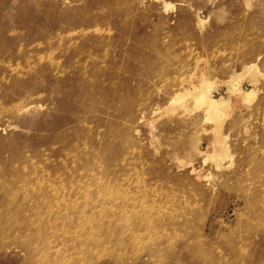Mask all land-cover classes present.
<instances>
[{"label": "rangeland", "instance_id": "rangeland-1", "mask_svg": "<svg viewBox=\"0 0 264 264\" xmlns=\"http://www.w3.org/2000/svg\"><path fill=\"white\" fill-rule=\"evenodd\" d=\"M68 1L0 0V264H264V0Z\"/></svg>", "mask_w": 264, "mask_h": 264}, {"label": "bare ground", "instance_id": "bare-ground-1", "mask_svg": "<svg viewBox=\"0 0 264 264\" xmlns=\"http://www.w3.org/2000/svg\"><path fill=\"white\" fill-rule=\"evenodd\" d=\"M61 1V0H60ZM66 1H68V0H66ZM138 1V0H137ZM63 2V1H62ZM69 2V4H70V1H68ZM140 2V1H139ZM138 2V3H139ZM57 3V2H56ZM77 3V2H76ZM145 3V2H144ZM69 4H67V5H69ZM66 5V4H65ZM72 5V4H71ZM73 6V5H72ZM140 7V6H139ZM96 11V10H95ZM102 11V10H101ZM94 12V11H93ZM97 12V11H96ZM95 12V13H96ZM111 18V17H110ZM114 19V18H113ZM40 21V20H39ZM57 21V20H56ZM110 22V21H109ZM41 23V22H40ZM40 23H39V25H40ZM111 23V22H110ZM32 24H34V23H32ZM36 24V23H35ZM64 24V23H63ZM97 25V24H96ZM96 25H94V26H96ZM36 26V25H35ZM30 27V26H29ZM54 27H55V25H54ZM90 27V26H89ZM100 27V26H99ZM104 27H106V26H104ZM20 28V27H19ZM67 28V27H66ZM66 28H65V31H66ZM84 28H87V27H84ZM94 29V28H93ZM59 31H61V30H59ZM58 31V32H59ZM69 31H71V30H69ZM82 31V30H81ZM87 31V30H86ZM60 33V32H59ZM68 33V32H67ZM78 33V32H77ZM61 35V34H60ZM59 35V36H60ZM69 35H70V33H69ZM79 35V34H78ZM98 35V34H97ZM66 36V35H65ZM76 36V35H75ZM80 36V35H79ZM83 36V35H82ZM81 36V37H82ZM51 37V36H50ZM54 37V36H53ZM63 37V36H62ZM67 37V36H66ZM69 37V36H68ZM52 38V37H51ZM59 38V37H58ZM64 38V37H63ZM63 38H62V40H63ZM71 38V37H70ZM94 38H96V37H94ZM40 40V39H39ZM39 40L37 41V42H39ZM49 40V39H48ZM52 41H53V39H51ZM54 40H57V39H55L54 38ZM59 41H60V39H58ZM93 39H91V41H92ZM99 40V39H98ZM52 41H50L51 43H52ZM76 41V40H75ZM79 41V40H78ZM91 41H89V42H91ZM96 41H97V39H96ZM99 42V41H98ZM40 43H41V40H40ZM63 43V42H62ZM62 43H61V45H62ZM67 43H69V41L67 42ZM67 43H66V45H67ZM81 43V42H80ZM87 43V42H86ZM97 43V42H96ZM59 44H60V42H59ZM77 44V43H76ZM101 44V43H100ZM81 45V44H80ZM99 45V44H98ZM111 45V44H110ZM58 46V45H57ZM73 46V45H72ZM41 47V46H40ZM62 47V46H61ZM94 47V46H93ZM93 47H91V50H92V48ZM112 47V46H111ZM51 48V47H50ZM49 48V49H50ZM56 49H57V47H55ZM82 48H83V46H82ZM95 48V47H94ZM106 48V47H105ZM105 48H104V50H105ZM59 49V48H58ZM75 49V48H74ZM87 49H88V47H87ZM114 49V48H113ZM52 50H53V48H52ZM77 50H78V48H77ZM77 50H75L76 51V53H77ZM54 51H55V49H54ZM58 51V50H57ZM74 51V52H75ZM81 51V50H80ZM108 51V50H107ZM48 52V51H47ZM50 52H51V50H50ZM53 52V51H52ZM56 52V51H55ZM91 52V51H90ZM105 52V51H104ZM110 52V51H109ZM57 53V52H56ZM54 54V53H53ZM66 54H67V52H66ZM83 54V53H82ZM86 54V53H85ZM97 54V53H96ZM96 54H95V56H96ZM108 54V53H107ZM106 54V55H107ZM52 55V54H51ZM92 55V54H91ZM104 55V54H103ZM78 56H76V58H77ZM80 57V56H79ZM92 57V56H91ZM22 58V57H21ZM52 58V57H51ZM54 58V57H53ZM89 58V57H88ZM24 59V58H23ZM56 59V58H55ZM55 59H54V61H55ZM61 59H62V57H61ZM101 59V57L98 59V60H100ZM103 59V58H102ZM101 59V60H102ZM59 60V59H58ZM79 60V59H78ZM94 60V59H93ZM96 60H97V57H96ZM51 61V60H50ZM75 61V60H74ZM76 61H77V59H76ZM86 61V60H85ZM103 61V60H102ZM104 61H106V60H104ZM52 62H53V60H52ZM51 62V63H52ZM80 62V61H79ZM87 62H88V59H87ZM77 63V62H76ZM102 63V62H101ZM54 64H55V62H54ZM59 64H61L60 62H59ZM83 64V63H82ZM85 64H87V63H85ZM76 65V64H75ZM78 65V64H77ZM59 67V66H58ZM77 67H79V66H77ZM98 67H99V65H98ZM104 67V66H103ZM60 68V67H59ZM62 68H65V67H63L62 66ZM95 68H97V67H95ZM58 69V68H57ZM66 69V68H65ZM64 69V70H65ZM68 69V68H67ZM94 69V68H93ZM250 69H252V67H249L248 68V71L250 70ZM55 71H57V70H55ZM98 71H99V69H98ZM103 72V71H102ZM56 74V73H55ZM61 74V73H60ZM63 74V73H62ZM58 75V74H57ZM57 75H55V76H57ZM65 75V74H64ZM61 76V75H60ZM102 79V78H101ZM106 83V82H105ZM203 83H207V81H204ZM236 83H238V82H236ZM59 84H61V83H59ZM99 87V86H98ZM247 91V90H246ZM25 97H26V99H27V96L26 95H24ZM29 96V95H28ZM98 96V95H97ZM100 96V95H99ZM252 96H253V92H251V91H249V92H247V93H245V91H244V93H243V98L244 99H250V98H252ZM28 98H30V97H28ZM103 99V98H102ZM101 100V99H100ZM183 100H185V98L184 97H182V95H180V93L178 92V93H176V95L174 94L173 95V98H172V101L174 102V103H177V104H180V105H182V101ZM201 100H202V102L203 103H205V105L207 106V114H206V120H209V121H211V122H213L214 123V128H213V132H214V138H215V144L216 143H218V152L217 153H215L214 154V156H213V158H212V160L216 163V165L217 166H221L222 165V161L226 158V157H228V154H227V148H228V144H227V142H226V136H223V134H222V128H223V124H225L224 123V121H225V118L228 116V114L227 113H225L224 111H223V109L221 108V106L223 105V103L222 102H218V101H216V100H213L212 99V97L211 96H202V98H201ZM103 101V100H102ZM23 102H25V100L23 101ZM172 103V102H171ZM91 129H92V127H91ZM93 130V129H92ZM91 131V130H90ZM212 131V130H211ZM91 134V133H90ZM71 137V136H70ZM67 138V137H66ZM68 138H69V136H68ZM82 140V139H81ZM70 142V141H69ZM75 143V142H74ZM78 143V142H77ZM81 143H82V141H81ZM68 144V143H67ZM66 144V145H67ZM79 144V143H78ZM84 144H86V142H84ZM71 147V146H70ZM79 148V147H78ZM26 149V148H25ZM80 149V148H79ZM81 150H83V149H81ZM66 151H68V150H66ZM69 151H71V150H69ZM68 151V152H69ZM75 152V151H74ZM83 152V151H82ZM86 152V151H85ZM27 153H28V151H27ZM66 153V152H65ZM81 153V152H80ZM67 154V153H66ZM65 154V155H66ZM70 155V153L68 154V156ZM83 155H84V153H83ZM86 155V154H85ZM72 156V155H71ZM70 156V157H71ZM66 158H68V157H66ZM73 158V157H72ZM31 161V160H30ZM31 163V162H30ZM37 163V162H36ZM38 164V163H37ZM41 164V163H40ZM35 165V164H34ZM36 166V165H35ZM31 167H33V166H31ZM40 167V166H39ZM34 169V168H33ZM37 169V168H36ZM42 171V170H41ZM39 172V171H38ZM6 191V190H5ZM4 191V192H5ZM8 192V191H7ZM1 195H2V193H1ZM23 210V209H22ZM31 210V209H30ZM20 214H21V212H20ZM18 216V215H17ZM46 222V221H45ZM34 223V222H33ZM47 223H49V222H46V224L45 225H47ZM44 224V223H43ZM27 225V224H26ZM25 225V226H26ZM8 226V225H7ZM24 226V227H25ZM29 226V225H28ZM48 226V225H47ZM44 227V226H43ZM28 228V227H27ZM30 228V227H29ZM44 229V228H43ZM46 229V228H45ZM23 230H24V228H23ZM31 230V229H30ZM22 231V230H21ZM34 231V230H33ZM35 232V231H34ZM28 233V232H27ZM47 234V233H46ZM28 237H30V244L29 245H24V247L29 251V256H30V259H31V262L33 263V261H32V257H31V255H30V253L31 254H34V255H36L38 252H39V250H40V248H38L37 246L36 247H34V246H32V242L31 241H33L34 242V240L32 239L33 238V236H32V234L29 232L28 233ZM43 237V236H42ZM42 239H44V238H42ZM68 240V239H67ZM44 241V240H43ZM48 241V240H47ZM85 242V241H84ZM177 242V241H176ZM181 242V241H180ZM82 244V243H81ZM179 244V243H178ZM73 245V244H72ZM85 245V244H84ZM176 245H177V243H176ZM198 245V244H197ZM80 246V245H79ZM71 247H73V246H71ZM76 247V246H75ZM67 248H69V247H67ZM78 248V247H77ZM190 248V247H189ZM44 249V248H43ZM79 249V248H78ZM175 249H177V248H175ZM41 250H42V248H41ZM72 250V249H71ZM87 250H88V248H87ZM173 250V249H172ZM172 250H171V252H172ZM69 251V250H68ZM90 253V252H89ZM79 254V253H78ZM64 255H66V254H64ZM73 255H74V253H73ZM92 255V254H91ZM181 255V254H180ZM60 257V256H59ZM78 261H79V259H77ZM76 261V260H75ZM29 263V264H32V263Z\"/></svg>", "mask_w": 264, "mask_h": 264}]
</instances>
